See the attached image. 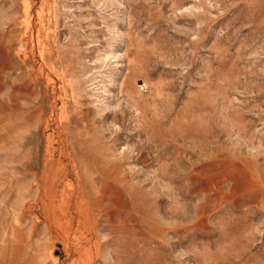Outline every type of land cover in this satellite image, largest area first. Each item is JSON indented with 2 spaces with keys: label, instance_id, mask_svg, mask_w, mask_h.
<instances>
[{
  "label": "rangeland",
  "instance_id": "obj_1",
  "mask_svg": "<svg viewBox=\"0 0 264 264\" xmlns=\"http://www.w3.org/2000/svg\"><path fill=\"white\" fill-rule=\"evenodd\" d=\"M0 264H264V0H0Z\"/></svg>",
  "mask_w": 264,
  "mask_h": 264
},
{
  "label": "water",
  "instance_id": "obj_2",
  "mask_svg": "<svg viewBox=\"0 0 264 264\" xmlns=\"http://www.w3.org/2000/svg\"><path fill=\"white\" fill-rule=\"evenodd\" d=\"M57 247L58 248H62V246L60 245V244H57ZM59 253L57 252V255H58Z\"/></svg>",
  "mask_w": 264,
  "mask_h": 264
}]
</instances>
